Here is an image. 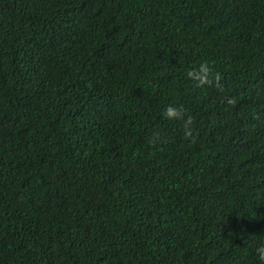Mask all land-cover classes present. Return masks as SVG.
Returning a JSON list of instances; mask_svg holds the SVG:
<instances>
[{
	"label": "trees",
	"instance_id": "trees-1",
	"mask_svg": "<svg viewBox=\"0 0 264 264\" xmlns=\"http://www.w3.org/2000/svg\"><path fill=\"white\" fill-rule=\"evenodd\" d=\"M262 244L264 0H0V264H262Z\"/></svg>",
	"mask_w": 264,
	"mask_h": 264
},
{
	"label": "clouds",
	"instance_id": "clouds-1",
	"mask_svg": "<svg viewBox=\"0 0 264 264\" xmlns=\"http://www.w3.org/2000/svg\"><path fill=\"white\" fill-rule=\"evenodd\" d=\"M82 34L76 35L70 39V44L64 50L63 52L56 54V55H68L69 52H73L74 49L77 47L78 43L81 41ZM210 75V68L206 62L201 63L198 68L195 69H189L187 71V77L189 79H193L199 82V86H204L206 84L211 83L209 80ZM217 81H219V76L215 78ZM218 87H221L220 85H217ZM229 104L234 103V99H228L227 101ZM163 117L166 120L169 121H175V120H183V130L184 135L186 138L192 139L194 137V119L192 116H185V112L183 108H177L175 106H168L162 113ZM159 137H155L153 140H151V143H155L156 140H158ZM256 255L257 258L262 264H264V244L258 246L256 248Z\"/></svg>",
	"mask_w": 264,
	"mask_h": 264
}]
</instances>
